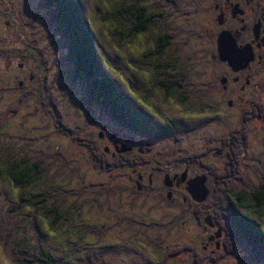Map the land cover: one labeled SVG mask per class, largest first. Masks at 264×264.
<instances>
[{
  "label": "rangeland",
  "instance_id": "obj_1",
  "mask_svg": "<svg viewBox=\"0 0 264 264\" xmlns=\"http://www.w3.org/2000/svg\"><path fill=\"white\" fill-rule=\"evenodd\" d=\"M41 1L0 0V162L34 167L44 155L51 157L49 170L24 188L14 187L0 173L1 222L6 221L11 202L21 196L31 198L30 205L17 212L22 224L18 231L12 230L9 247L44 250L52 264H163L164 257L165 264H193L187 252L168 256L175 246L185 243V237L201 240L204 228L195 226L192 206L171 202L155 190L145 196V201L137 202L144 209L128 214L133 204L124 202L118 209L119 203L107 194L108 175L116 178L117 170L123 168L104 169L102 161L76 137L91 136L94 130L86 131L88 127L97 131L109 119L87 100L85 85L71 80L67 48L48 23L46 11L39 8ZM79 1L88 17L96 16L92 27L98 37L102 69L116 81L131 107L141 99L144 106L140 110L147 117V109L156 112L162 120L154 119V124L167 126L166 132L173 133L161 140L150 139L154 148L150 157L172 162L181 151L186 155L201 153L208 166L189 164L191 172L205 176L211 191L222 185L219 204L228 207L237 202V195L224 188L228 179L223 172L231 142L239 162L231 176L235 190L248 188L243 193L248 200L259 192L264 186V60L257 61L247 73L253 80L248 90L233 91V86L224 89L221 78L234 75L221 62L211 41L212 14L204 6L195 7L197 0H188L193 13L187 16L167 14L166 0ZM126 1H135L139 10L146 8L154 15L148 28L130 41L112 35L110 21H100L103 13L127 6ZM184 1L179 0L180 4ZM159 14L162 16L157 17ZM130 19L128 14L124 23ZM167 31L172 33L170 43L158 49L160 37ZM30 75L34 76L31 81ZM171 75L181 77L183 87L168 94L159 91L160 81ZM133 90H137L135 94ZM229 94L235 97H227ZM231 99L237 102L235 107L228 106ZM252 100L258 105L261 102V112L252 109ZM258 114L263 117L256 118ZM245 117L253 118L240 125ZM240 129L243 135L248 133L245 152L239 151L244 139L238 140L240 145L232 138L234 133L241 135L237 132ZM211 166L218 169L221 178ZM138 170L144 173L151 169L145 166ZM216 196L218 191L212 192L206 203ZM259 208L264 210L263 205L254 209ZM115 215L134 217L133 223L119 224ZM231 218L237 224L236 215ZM254 218L264 228V212L254 214ZM15 262L0 245V264Z\"/></svg>",
  "mask_w": 264,
  "mask_h": 264
},
{
  "label": "flooded vegetation",
  "instance_id": "obj_2",
  "mask_svg": "<svg viewBox=\"0 0 264 264\" xmlns=\"http://www.w3.org/2000/svg\"><path fill=\"white\" fill-rule=\"evenodd\" d=\"M166 4L169 6L167 14L177 13L187 16L193 13L188 0H185L183 4H180L179 0H166ZM203 6L209 11L207 13L212 14L211 16L209 15V25L211 26L212 33L211 41L214 43V48L216 50L218 49V52L219 48H223L226 43L225 33H231L235 38L233 39L238 48L250 47L252 50L254 60L244 69L234 71L232 68L228 67L227 63L223 62V64H226L230 69L234 77L225 75L220 80L224 89L233 86V91H236L238 88H240L241 91L248 90L249 86L253 85V80L248 77L247 73L252 70L257 61L263 62L264 60V0H197L195 7ZM160 16H162V14H159L157 17ZM220 40L221 44L219 42ZM33 78L34 76L30 75V81ZM180 79L181 77L176 75L167 76L166 79L160 81L161 84L158 90L167 94L174 92L177 88L183 87V85H180ZM184 82L187 83L188 81L185 80ZM128 83L131 84V89H134V87H132V81L129 80ZM20 84L22 86L24 83L21 82ZM136 91L133 90L132 93L135 94ZM230 96L235 97L234 94L227 95V97ZM86 97L87 100L91 102V97L89 95H86ZM224 98L225 96L222 97V99ZM125 101L127 100L125 99ZM136 101L138 104H133L132 109L135 111L134 114L136 117L138 116L143 123V126L138 127V129L135 130L132 126H126L124 122L118 121L112 114L104 113L101 110H99V113L107 117L109 121L98 126L97 131H95L94 126L86 129V131L94 130L91 136L85 134V139H83L85 142L84 145H86L88 149L91 150V148H93L95 151L103 153L101 161L108 163L109 161L116 160L124 166L122 167L123 169L118 170L119 174L116 178H114V175L111 173L108 175L109 183L107 194L114 195L113 198H115L116 203L120 205L124 202H133L132 206H136V208L131 206V208L128 209V214L135 213L136 210L144 209L142 207L138 209L137 202L139 200L145 201L147 199L145 196L149 197L152 191L155 190H160L171 202H181L183 205L192 206L193 209L189 210L191 211L196 227H204L208 220L210 222H208L207 226L204 228L199 242L185 237V243L175 246L174 249L181 246L184 247L181 253L187 252L191 254L194 264L195 260L205 254L207 257L201 264L222 261H228V264H234L226 259V257L230 255H233L235 260L239 261V264H264V262L256 263L257 260L255 259V262L248 259L250 256H253V252L252 247L247 243L246 245L237 246L233 253L227 252L228 230L224 229L219 221L209 217L210 215L214 216L216 214V212H214L216 207H201V205L207 204L206 202L201 204L194 203V199L189 192V183H193L194 180L201 176L191 172L189 165L192 164L189 163L190 154L186 155L181 151L178 157L172 160V162L154 161L150 157L154 152L153 144L150 142V139L156 138L161 140L170 137L173 133L166 132L167 129L165 127L167 126L160 124L161 126L159 127L154 124V119L160 121L162 117L160 115L157 116V113L151 109H147V117L140 110L141 107L144 106L142 100L138 99ZM228 104L230 107H235L237 102L234 103V100L231 99ZM250 105L256 112L262 111L263 105L261 102V108H259L260 105H258L256 100H252ZM254 106H256L257 109H255ZM217 153L221 154V150H218ZM93 156L97 158L95 154H93ZM185 158L187 160H185ZM145 166H149L151 170L141 173L138 169ZM182 168L183 170H180ZM214 179L216 186V176ZM220 187L222 188V185H220ZM215 190L216 188H214L213 191L210 190V192L212 193ZM130 198L132 199L130 200ZM241 200L242 198L238 197L236 198L237 202L231 203L228 207H222V209L236 216L238 213L247 211V213H241L244 215L243 217H247L249 221L256 222L254 214L248 212H252L249 204L242 206ZM210 209L213 210L212 214ZM146 210L148 211V209ZM199 211H201L202 214L199 213ZM254 212L256 213L255 210ZM133 218L134 217H126L122 220L121 217L115 215V219L118 220V223L123 222L124 224H131L133 223ZM229 224L236 225L231 218L229 219ZM189 244L193 245L199 252H193L189 247H186ZM200 249L203 250L200 251ZM224 253H226V255H222Z\"/></svg>",
  "mask_w": 264,
  "mask_h": 264
},
{
  "label": "trees",
  "instance_id": "obj_3",
  "mask_svg": "<svg viewBox=\"0 0 264 264\" xmlns=\"http://www.w3.org/2000/svg\"><path fill=\"white\" fill-rule=\"evenodd\" d=\"M126 2L127 6L122 4L116 9L113 8L114 10L110 12L103 13L100 17V21L103 23L110 21L113 30L112 35L118 37L120 40L130 41L136 34L148 28L149 23L152 21V18H154V15L152 13H148L146 8L139 10V6L135 1ZM38 6L40 9H44L46 11L49 19L48 23L54 27L55 34L65 43L64 46L67 48L68 59L72 64V71L70 75L71 80L82 82L85 85L86 95L91 97V103L98 107V111L101 110L104 113L112 114L118 121L124 122L126 126H132L135 130L140 126H143L142 121H140L138 116L136 117L134 114L135 111L132 109L131 105L125 101L124 92L120 89L116 81H114L111 76L106 74L102 69L100 52L96 44V39L98 37L92 27V20L95 22L96 16L95 18L88 17L79 0H42L41 3L39 2ZM128 14L131 19L128 24H125L124 21ZM171 34V32H166L160 37L158 49L159 47L170 43L172 37ZM159 51L160 50H158V53ZM62 60L64 62V58ZM259 116H261V118L263 117L261 114H259ZM58 118V122H60V117ZM94 118L96 120L98 117ZM2 125L3 121L0 119V129ZM242 125L245 126L246 122ZM241 129L237 132L240 133ZM241 132L242 133L239 136H234L235 133L232 134V138L237 144H240V142H238L240 138L242 140L244 139L245 143L239 148V151L244 150L245 152L248 133L243 135V131ZM83 139H85V137H76V140L81 142L82 145L85 143ZM233 147L236 146L233 145V143H230L228 162L223 172L228 179L224 188L227 191L236 194V198L241 197V205L244 206L249 204L252 212H248L250 214H255V207L264 206V186L259 192H254V195L250 198V200H248L243 194L244 192H247L248 188L242 189L241 191H239V189L235 190L231 176L232 171L236 170L239 162L236 160V154L234 153ZM91 150L92 154H95L97 159L101 161L103 153L95 151L93 148H91ZM201 156V153L191 155L189 157V163L208 166L203 162ZM49 159H51L50 156L44 155L39 159L38 165L34 167H29L27 164H23L21 162H12L10 164L0 162V173L3 174V178H6L14 187L24 188L27 184L32 183V181L37 179L38 175L45 174L49 170L51 164ZM185 160L187 159L185 158ZM40 165H42V168L38 172L36 170L40 168ZM102 166L107 170L124 167L116 160L109 161L108 163L102 161ZM212 171L215 173L217 178H221L218 174L217 168L212 167ZM229 171H231V174H229ZM216 191H218V196H216L214 200H212V197L207 204H203L201 207H216L214 210V212H216L214 215L216 220L221 223L224 229L228 230L227 252L233 253L237 246L246 245L247 243L252 247L253 252V256H250L248 259L252 262H255V259L257 260L256 263L264 262V228L260 227L255 221H249L248 218L243 217L244 215L241 213H238L236 216L237 224L235 223L236 225H230L229 219L232 214L222 209V204H219L222 200L221 196H219L222 189L218 186L215 192ZM110 196L113 197L114 195L110 194ZM30 199L31 198L29 197L21 196L19 201L11 202L4 218L6 221H0V245L9 251L11 258L13 257L16 261L14 264H52V260L50 259L51 257L44 250H35L32 248L26 249L24 247L16 250L9 247L13 231H18L20 229V223L22 224V220L17 219V212L22 211L25 207L29 206L31 202ZM131 199L132 198H130V200ZM37 203H40V201L34 202V204ZM132 203L133 202H129V204ZM117 207L118 209H122L120 204H118ZM132 207L136 208V206ZM140 208L141 207H138V209ZM110 209L115 210L112 205H110ZM255 211L256 214L264 212L262 208ZM199 213L202 214L201 211H199ZM119 217L123 220L127 217V215H119ZM231 219L233 220V218ZM121 223L122 222L119 224ZM186 247H189L193 252H199V250L191 244ZM183 249L184 247L181 246L171 250L168 253L169 258L181 253ZM201 250L203 249H200V251ZM226 253L222 255H226ZM206 257V254L202 255L195 260V264H201ZM226 259L231 261L235 260L233 255L226 257ZM162 261L163 264L167 263V258L164 257Z\"/></svg>",
  "mask_w": 264,
  "mask_h": 264
},
{
  "label": "water",
  "instance_id": "obj_4",
  "mask_svg": "<svg viewBox=\"0 0 264 264\" xmlns=\"http://www.w3.org/2000/svg\"><path fill=\"white\" fill-rule=\"evenodd\" d=\"M221 44V40L219 41ZM225 45L219 48L220 58L234 70L246 68L254 60V54L250 47L238 48L230 33H225ZM189 192L192 198L202 203L207 200L209 190L206 187V178L199 177L193 183H189Z\"/></svg>",
  "mask_w": 264,
  "mask_h": 264
}]
</instances>
